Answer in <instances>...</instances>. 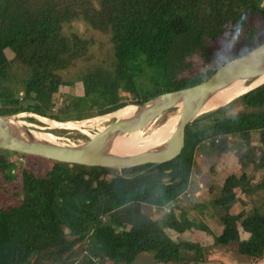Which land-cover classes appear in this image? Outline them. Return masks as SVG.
<instances>
[{
	"label": "trees",
	"instance_id": "16d2710c",
	"mask_svg": "<svg viewBox=\"0 0 264 264\" xmlns=\"http://www.w3.org/2000/svg\"><path fill=\"white\" fill-rule=\"evenodd\" d=\"M257 16L264 22V0H0V114L82 120L193 86L264 41L251 26ZM78 18L111 36L112 61L79 75L83 93L59 103L61 86L74 84L61 70L91 44L65 31ZM239 30L246 35L238 55L216 58L212 41ZM198 59L203 67L194 71ZM206 148H238L242 164L210 189L218 234L179 210L191 200L196 156ZM11 153L0 149V264H132L142 253L155 264H205L211 245L232 243L253 264L264 259V178L255 179L264 170V84L189 123L184 149L165 163L114 170L17 153L45 161L37 171ZM237 202L243 208L232 213Z\"/></svg>",
	"mask_w": 264,
	"mask_h": 264
},
{
	"label": "water",
	"instance_id": "95a60500",
	"mask_svg": "<svg viewBox=\"0 0 264 264\" xmlns=\"http://www.w3.org/2000/svg\"><path fill=\"white\" fill-rule=\"evenodd\" d=\"M264 76V41L219 67L208 79L190 87L164 92L141 104H129L124 116L115 118L88 140L49 141L19 119L21 114H0V149L54 161L123 170L145 164H160L176 158L185 147L189 123L207 112L210 102L223 90L235 85H249ZM264 84L261 83V85ZM179 120L171 136L162 144L136 154L116 153L114 148L124 136L142 130L167 110L180 108ZM122 109V108H121ZM208 109V110H207ZM37 115V114H36ZM38 116V115H37ZM39 117V116H38ZM136 205L134 210L139 209Z\"/></svg>",
	"mask_w": 264,
	"mask_h": 264
},
{
	"label": "rangeland",
	"instance_id": "374dc122",
	"mask_svg": "<svg viewBox=\"0 0 264 264\" xmlns=\"http://www.w3.org/2000/svg\"><path fill=\"white\" fill-rule=\"evenodd\" d=\"M80 17V16H79ZM251 26L255 29H258L260 33V37L264 35V22L260 17L257 16L251 22ZM65 31L67 33L76 32L81 39H87L91 42L88 51L85 55L80 57L75 63L67 69H62L61 74L65 82H73L74 84L62 85L60 88V92L62 93L59 99V103L63 99V95L67 93L79 95L83 93V83L79 81V75H85L90 70H93L99 66H108L112 61L111 55V47L112 41L111 36L100 30L93 28L85 19L78 18L72 21L70 24L65 26ZM246 35V33L242 30L239 31H229L223 36L217 38L212 41V50L215 54V57L218 59H222L226 56H235L238 55V51L241 46L239 41L241 37ZM6 53L10 59L14 57V52L7 48ZM203 63L201 59H198L196 65L194 66V71L202 69ZM16 76L20 79V77H25L26 73L24 69H19V67H15L14 71ZM22 81V80H20ZM73 85V86H72ZM16 87H21L22 84L16 83ZM20 89V88H19ZM21 90V89H20ZM0 97H3L0 95ZM28 104V102H26ZM4 105L0 104V108ZM222 107V106H221ZM178 108H173L167 114L161 115L157 120L151 122L146 127L142 129L143 134H149L158 126H160L163 122H160L161 119H168L171 115L177 114ZM16 114H21L19 117L24 123H28L31 128L36 130H42L46 132H52L57 136L61 137L62 141H68V139L74 142H81L88 140L92 135H95L100 131V129L107 126L109 123L114 121V117L111 115H96L88 118H84L82 120H71L73 127H56L51 128L45 121H43L40 117L32 112H20ZM24 119H23V118ZM92 118V119H91ZM91 119V120H90ZM30 121V122H29ZM68 122V121H66ZM37 124V125H36ZM43 124V125H42ZM92 125V126H91ZM39 126V127H38ZM76 126V127H75ZM43 127H47L46 129ZM78 127V128H77ZM87 138V139H85ZM257 136H255L254 142L256 141ZM232 144H237L233 138L230 140ZM240 148V147H239ZM238 148L232 149L230 152L224 154H218L216 151H211L210 148H206L205 151H201L197 153L196 156V165L193 171V178L195 179V188L191 192L192 196L189 197L191 200L182 201L179 204V210L190 213V215L195 217H203L206 219L207 223L212 227L213 230L218 234L221 232V225L218 220L213 216L212 209L208 206V199L214 192H211L210 189L212 185H221L223 183L224 178L231 172L238 171L242 169V164L239 160V154L237 151ZM211 151V152H210ZM10 159L18 162H25L31 166H34L37 171L47 167L45 161L38 158H25L20 157L17 153L9 154ZM264 178V170L259 171L255 175L256 181H260ZM20 180V179H19ZM259 197L264 195V192H259ZM191 202V203H190ZM259 203V202H256ZM250 204V205H249ZM247 209L250 210L253 207L254 203H249ZM243 206L241 203L237 202L234 204L232 208V213L239 212ZM264 210V209H263ZM156 216H160L162 213L157 210V208L153 209ZM244 238L249 236L248 233H242ZM203 237H206L208 245L212 243V237L209 235L203 234ZM211 254L214 253V248H216L219 252L218 254H213L217 257L227 256L229 258H237L241 257L243 260L248 256L242 255L237 251L236 244L232 243L228 246H210ZM218 261H215L214 264H217ZM157 263L153 257H149V253H142L136 258V260L132 264H155ZM209 264V263H206ZM212 264V261L211 263ZM256 264H259L256 262Z\"/></svg>",
	"mask_w": 264,
	"mask_h": 264
},
{
	"label": "bare ground",
	"instance_id": "6f19581e",
	"mask_svg": "<svg viewBox=\"0 0 264 264\" xmlns=\"http://www.w3.org/2000/svg\"><path fill=\"white\" fill-rule=\"evenodd\" d=\"M264 82V76L258 78L253 83L249 85H235L232 87H229L222 92H220L211 102L208 109H213L216 107H219L228 101H231L236 96L244 93L245 91L252 89L253 87H256L258 85H261V83ZM130 107L119 109L115 112L106 114L111 115L114 118H119L125 115V113L128 112ZM207 109V110H208ZM181 112V107L178 108V113L171 115L168 117V119L162 123L160 126H158L156 129H154L149 134H143L142 130L135 131L128 136H124L118 140V142L115 145V152L120 154H136L140 153L144 150L153 148L158 146L167 136L171 135L174 131V128L179 120V114ZM43 121L46 122L51 128L56 127H73L72 122H61L54 119H50L47 117H43L38 115ZM23 118V117H22ZM20 119V118H19ZM24 119V118H23ZM92 119V118H91ZM90 119V120H91ZM23 122V121H22ZM30 122V121H29ZM37 125V124H36ZM43 125V124H42ZM92 126V125H91ZM39 127V126H38ZM76 127V126H75ZM47 128V127H43ZM78 128V127H77ZM104 129V128H102ZM42 133H39L41 137L44 139H47L49 141H59L60 137L52 132H46L42 131ZM94 136V135H93Z\"/></svg>",
	"mask_w": 264,
	"mask_h": 264
},
{
	"label": "crops",
	"instance_id": "0c3cea01",
	"mask_svg": "<svg viewBox=\"0 0 264 264\" xmlns=\"http://www.w3.org/2000/svg\"><path fill=\"white\" fill-rule=\"evenodd\" d=\"M223 247H225V246H223ZM218 252L219 251L216 248H214V253L213 254H218ZM213 254H211V251L209 252V255L207 257V260H206L205 264L206 263H209L210 264L211 261H212V264H214L215 261H218L217 264H253L252 260L249 257L245 258L243 260V262H242L241 259H243V258L238 257V256H237L238 259H236V258H229L228 257V260H227V256L223 258V256H221V255H220V257H217V256H215ZM257 263L264 264V259L261 260V261H259V262H257Z\"/></svg>",
	"mask_w": 264,
	"mask_h": 264
},
{
	"label": "built area",
	"instance_id": "2783aa9c",
	"mask_svg": "<svg viewBox=\"0 0 264 264\" xmlns=\"http://www.w3.org/2000/svg\"><path fill=\"white\" fill-rule=\"evenodd\" d=\"M216 142H219V140H218V139H216ZM154 208H156V207H154Z\"/></svg>",
	"mask_w": 264,
	"mask_h": 264
}]
</instances>
